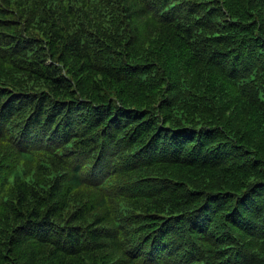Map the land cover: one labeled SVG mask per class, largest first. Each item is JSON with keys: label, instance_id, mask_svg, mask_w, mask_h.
Masks as SVG:
<instances>
[{"label": "trees", "instance_id": "obj_1", "mask_svg": "<svg viewBox=\"0 0 264 264\" xmlns=\"http://www.w3.org/2000/svg\"><path fill=\"white\" fill-rule=\"evenodd\" d=\"M0 264H264V0H0Z\"/></svg>", "mask_w": 264, "mask_h": 264}]
</instances>
